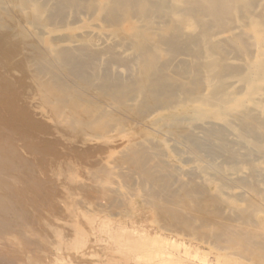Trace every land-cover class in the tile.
<instances>
[{
    "label": "bare ground",
    "instance_id": "bare-ground-1",
    "mask_svg": "<svg viewBox=\"0 0 264 264\" xmlns=\"http://www.w3.org/2000/svg\"><path fill=\"white\" fill-rule=\"evenodd\" d=\"M23 152L73 235L264 264V0H0V165Z\"/></svg>",
    "mask_w": 264,
    "mask_h": 264
},
{
    "label": "rangeland",
    "instance_id": "rangeland-1",
    "mask_svg": "<svg viewBox=\"0 0 264 264\" xmlns=\"http://www.w3.org/2000/svg\"><path fill=\"white\" fill-rule=\"evenodd\" d=\"M23 156L28 161L26 165L17 163L8 172L4 164L0 165V264H235L206 243L177 242L174 237L175 243L171 244L152 227L144 229L125 223L127 227L110 217L103 218V227L96 235L90 232L73 235L53 178L46 169L38 167L36 158L24 152ZM83 212V218L87 217L88 213ZM95 216L103 217L99 213ZM55 229L63 232L60 244L54 236ZM129 230H133V235ZM136 238L152 243L153 252L138 250ZM56 248L58 252L61 250L59 257Z\"/></svg>",
    "mask_w": 264,
    "mask_h": 264
}]
</instances>
